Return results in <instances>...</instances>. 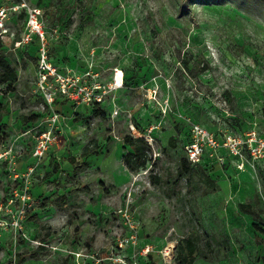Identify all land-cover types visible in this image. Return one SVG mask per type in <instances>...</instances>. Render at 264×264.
Returning <instances> with one entry per match:
<instances>
[{"label": "rangeland", "instance_id": "rangeland-1", "mask_svg": "<svg viewBox=\"0 0 264 264\" xmlns=\"http://www.w3.org/2000/svg\"><path fill=\"white\" fill-rule=\"evenodd\" d=\"M0 7L9 8L4 55L18 71L13 89L0 83V264H177L189 237L194 264H264V157L253 160L246 143L264 141V0ZM34 8L44 39L28 26ZM60 75L70 90L100 86L102 102L69 99ZM197 124L221 146L180 175ZM44 132L52 142L37 159ZM131 134L150 146L139 172L123 162Z\"/></svg>", "mask_w": 264, "mask_h": 264}, {"label": "built area", "instance_id": "built-area-1", "mask_svg": "<svg viewBox=\"0 0 264 264\" xmlns=\"http://www.w3.org/2000/svg\"><path fill=\"white\" fill-rule=\"evenodd\" d=\"M25 6V4H23ZM9 8L8 7H0V34L3 36L4 34L8 33L7 28L5 27V19L9 15ZM13 10H17V7H13ZM41 13V10L38 8L30 9L29 10V21L28 26L30 27L31 32H35L39 34L43 39L45 38L44 32L42 31V28L39 24V15ZM30 36L28 37L29 40ZM47 56L44 53L43 55V64L42 68L49 70L50 73L54 74L55 69L47 62ZM89 74V73H88ZM45 75L42 74V76ZM61 79V80H60ZM58 80L61 81V90L63 94H66L67 97L72 98L73 100H81L84 103L91 104L93 102L100 103L102 102V94L95 93V90L100 89V86H95L92 88V90L89 89L88 86L85 85H78V83L75 86L74 90H70L67 84L65 83V80L60 75ZM63 80V81H62ZM79 80V79H77ZM115 81V80H114ZM46 98L49 104H51L54 101L53 94L51 92H46ZM53 122H56L59 120V114L54 110V114L52 116ZM193 139L191 142L186 144L185 151L187 154V159L192 164H199L202 159L204 158V155L206 154V151L208 148L213 150L214 152L221 146V143L214 137V135L210 134L205 128H203L200 125H194L193 127ZM51 132H44L35 147L33 151V156L37 159H40L44 153L48 150L51 142H52V136L50 135ZM241 142L234 139L232 136L227 137V142L225 145H229L231 148V151L240 156V160L238 162V168L244 169L245 168V160L247 159L246 155L242 152L241 148H239V144ZM247 146L249 148V152L251 155V158L253 160H258L264 157V141L261 139H257L255 137L250 138L247 142ZM1 158V156H0ZM223 160V158H220ZM122 212V210H121ZM123 216L126 218V221L130 223L131 228L133 230H136L135 225L133 224L132 219L128 215L127 211L123 213ZM136 233L130 235L128 238H123L119 240V246L123 247L129 242H135L136 241ZM150 251V246L144 248L143 252L147 254Z\"/></svg>", "mask_w": 264, "mask_h": 264}, {"label": "trees", "instance_id": "trees-1", "mask_svg": "<svg viewBox=\"0 0 264 264\" xmlns=\"http://www.w3.org/2000/svg\"><path fill=\"white\" fill-rule=\"evenodd\" d=\"M18 80V71L14 66L11 65L9 60L4 55V40L3 36L0 34V83L7 84L8 87L13 89L14 84ZM5 108L4 104L0 102V111ZM2 119L0 117V143L3 140L4 133H2ZM125 142L131 148L123 156V162L125 166L132 172H139L140 170L146 168L151 160L149 157V144L144 139V137H134L132 134L125 137ZM91 146H86L84 149L85 153L87 150H93L95 145L93 143ZM75 161V158H72ZM191 162L186 158L182 160V168L180 169V175L185 172H189L192 169ZM151 178L154 182H158L159 178L156 175L151 174ZM243 208L248 209L250 212L253 209L248 204H242ZM42 248V247H41ZM197 244L194 238H185L183 242H179L177 245L176 262L177 264H194L196 260Z\"/></svg>", "mask_w": 264, "mask_h": 264}, {"label": "bare ground", "instance_id": "bare-ground-1", "mask_svg": "<svg viewBox=\"0 0 264 264\" xmlns=\"http://www.w3.org/2000/svg\"><path fill=\"white\" fill-rule=\"evenodd\" d=\"M115 83H116V81H115ZM117 85L116 86H122V79H121V77H118V82L116 83Z\"/></svg>", "mask_w": 264, "mask_h": 264}]
</instances>
